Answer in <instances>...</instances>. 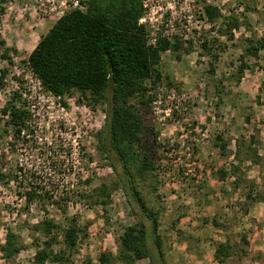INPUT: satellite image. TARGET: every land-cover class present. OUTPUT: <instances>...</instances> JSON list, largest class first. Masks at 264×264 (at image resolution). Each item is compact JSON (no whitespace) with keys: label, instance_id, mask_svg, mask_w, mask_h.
<instances>
[{"label":"rangeland","instance_id":"1","mask_svg":"<svg viewBox=\"0 0 264 264\" xmlns=\"http://www.w3.org/2000/svg\"><path fill=\"white\" fill-rule=\"evenodd\" d=\"M171 1H148L154 13L153 25L158 24L171 37L190 39L193 47L188 53L183 51L180 59L169 51L162 54L161 70L173 84L170 88L162 84L153 102L143 110L157 142V190L148 189V179L140 182L148 205L158 211V232L163 239V257L154 263L264 264V51L258 59L247 58L251 67L240 82L228 78L236 70L245 37L264 35V0H206L220 7L224 15L231 7L237 15L244 13L247 22L240 24L232 38L212 31L203 13V0H175V6ZM239 2L256 10L244 11ZM39 3L0 0V39L6 47L16 49L15 53L10 50L13 63L9 64L0 47V70L8 69L0 88V109L13 89L30 91L36 86L35 76L22 59L56 21L40 11ZM147 26L152 32L151 23ZM203 38L219 50L214 74L208 71L209 56L198 53ZM219 44L225 45L222 50ZM215 84L222 89L220 100ZM39 91L44 90L31 92L32 101H38ZM62 99L67 105L63 120L44 102L37 103L39 115L32 119L33 134L26 136V141L15 140L8 128L4 131L0 112V169L21 177L17 182L0 181V243L11 230L27 245L10 262L0 258V264H28L32 260L35 249L31 243L38 234L29 226L44 218L65 224L66 216L75 217L87 225L88 236L81 241L74 264H99L102 252L115 256L118 236L136 221L122 189L112 187L116 172L97 150L94 133L103 123L105 106L91 108L75 91ZM250 134L255 137L251 147L261 157L258 163L248 159L251 151L246 152ZM217 135L227 143L225 154L214 145ZM237 145L241 146L238 159L233 155ZM233 162L239 163L243 173L239 186L233 176L219 178L218 170L229 169ZM103 183L109 186L108 199L95 191ZM250 184L258 200L247 206L245 194ZM30 186L43 187L53 197L45 202L35 200L27 208L23 193ZM83 194L91 196L85 199ZM59 197L57 204L54 200ZM65 197L69 200L64 212L61 206ZM243 235L246 245L241 241ZM226 237L238 244L237 253L219 263L213 257L214 250ZM135 264L153 263L144 258Z\"/></svg>","mask_w":264,"mask_h":264},{"label":"trees","instance_id":"2","mask_svg":"<svg viewBox=\"0 0 264 264\" xmlns=\"http://www.w3.org/2000/svg\"><path fill=\"white\" fill-rule=\"evenodd\" d=\"M203 1L206 21L211 23L217 36L232 38L240 24H246L244 13L237 15L236 9L231 7L224 15L217 5ZM82 3L86 6L85 10L72 9L57 19L22 62L40 79L46 91L62 98L75 91L91 108L105 106L103 123L94 133L97 150L116 172L112 187L122 189L136 221L127 225L118 236L117 254L100 253L99 264H135L144 258L155 264L157 258L163 257L158 211L148 205L140 182L148 179V189L152 192L157 190L154 160L157 142L153 126L145 122L143 110L153 102L162 84H167L168 88L173 84L161 70L162 54L169 51L180 59L183 51L188 53L192 50V41L157 35L154 44H149V29L139 24L143 14L142 0H83ZM239 3L243 4L244 11L256 10L248 3ZM0 11L3 13L2 8ZM243 44L236 70L228 77L235 83L240 82L245 70L251 67L247 58L258 59L260 52L264 51V35L245 37ZM224 46L219 44L218 49L222 50ZM0 47H3L2 57L12 64V53L16 49L6 47L3 39H0ZM199 48L200 56L207 55L211 59L208 71L214 74L219 50L214 44L210 45L207 38H203ZM10 50H13L11 54ZM7 71L0 70V88ZM218 81L221 82L220 79ZM221 90L220 84H215L214 92L219 100ZM63 103L66 104L64 100ZM0 112L4 131L10 130L15 140L26 141L25 137L33 134L31 111L20 90H12ZM254 142V134H250L246 152L251 151L248 159L258 163L261 157L251 147ZM10 145L13 148L16 146L14 143ZM214 145L219 147L221 154H225L227 143L222 141L221 136H216ZM240 154L241 146L237 145L233 155L238 159ZM240 168L239 163L234 162L229 169L222 167L218 170L219 178L233 176L234 184L239 186L243 175ZM9 179L17 182L21 177L0 169V181ZM248 187L245 194L247 206L258 200L257 194L253 193V184ZM108 189L109 186L103 183L95 191L108 199ZM43 190L40 186H30L24 191L27 208L35 200L45 202L53 197ZM81 196L87 199L91 195ZM58 199L61 197L54 200L57 204ZM62 199L65 201L63 205H66L68 197ZM65 205L61 206L64 212ZM247 206L245 213L248 212ZM64 219L65 224L44 218L29 226L38 238H33L31 243L35 252L28 264H74L80 243L88 236L87 225H81L75 217L66 216ZM241 241L245 245L248 243L244 235ZM58 244L61 247L56 249ZM236 247L238 244L226 237L223 242L217 243L213 257L223 263L237 253ZM26 248L27 245L15 232L7 230L4 241L0 243V258L10 262ZM241 253L246 254V251L241 250Z\"/></svg>","mask_w":264,"mask_h":264},{"label":"built area","instance_id":"3","mask_svg":"<svg viewBox=\"0 0 264 264\" xmlns=\"http://www.w3.org/2000/svg\"><path fill=\"white\" fill-rule=\"evenodd\" d=\"M37 1L40 2L39 3L40 11L43 14L51 15L55 20L59 19L62 15H64L65 13L69 12L72 9H79V10H85L86 9V6L82 3L83 0H37ZM148 1L149 0H142L143 14L139 18V24H143L148 28L147 22L151 23V27L153 29L151 32V30L148 28L149 33H150L149 37H148V43L154 44L155 38L157 37V35L167 36L165 34V32H167V30L162 31V29H160L158 27V24L156 26L153 25V21H152L151 16L154 13H152L150 11V7L148 6ZM150 1H152V0H150ZM172 2L174 4L173 6H175L176 1L172 0L171 3ZM170 7H172V6H170ZM161 17H162V13H161V15H159V18H161ZM171 26H172V24H171ZM171 28H173V27H171ZM168 36L171 37L170 35H168ZM31 73L36 78V86L34 87V89H32L30 91H29V89H22V90H20V92H21L22 97L25 100L27 106L29 107V109L31 111L32 119L36 115H39V110L36 109L37 103H40V101H42V102H44V104H46V107L48 109H50L51 111H55L56 113H59V116H60L59 118H62V120H63L65 118V115L67 114V105L63 103L62 97L56 96V95L52 94L51 92L46 91L43 88L40 79L32 71H31ZM41 89H43L44 91H42V93H40V91L37 92L38 101H36V102L32 101L31 92L35 93L36 90H41Z\"/></svg>","mask_w":264,"mask_h":264}]
</instances>
